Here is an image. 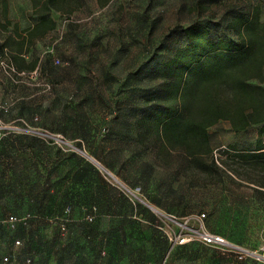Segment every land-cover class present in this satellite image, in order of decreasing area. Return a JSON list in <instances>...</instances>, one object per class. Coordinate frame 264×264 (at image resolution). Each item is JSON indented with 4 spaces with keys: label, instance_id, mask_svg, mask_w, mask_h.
<instances>
[{
    "label": "rangeland",
    "instance_id": "obj_1",
    "mask_svg": "<svg viewBox=\"0 0 264 264\" xmlns=\"http://www.w3.org/2000/svg\"><path fill=\"white\" fill-rule=\"evenodd\" d=\"M6 1L7 10L0 0V195L5 193L0 228H5L7 215L30 213L26 200L35 191L45 193L46 179L61 177L73 178L67 199L75 222L64 238L44 219L49 215L32 222L24 239L20 237L25 234L5 232L0 235V264L5 257L6 264H23L29 257L33 264H95L98 245L117 239L109 231L117 227L111 219L80 223L89 209L84 198L95 193L96 183L111 185L99 164L127 190L114 189L136 205L152 206L149 200L160 198L167 210L177 212L185 234L205 229L264 255V165L241 157L256 148L261 126L236 134L229 121L221 120L208 130L211 153L192 156L156 135V121L147 119V113L167 105V98L156 94L161 80L146 76V69L142 83L133 82L145 60L157 55L162 60L181 49L183 31L196 21L218 22L257 9L264 21V0ZM42 15L55 21L54 30L37 28ZM148 48L153 56L143 61ZM127 117L131 122H123ZM124 130L143 135L121 139ZM58 135L68 145L58 142ZM15 195L26 198L18 211L5 205ZM202 214L206 218L200 221ZM162 215L156 219L167 235L177 225ZM125 223L132 230L128 238L140 240L144 224L136 219ZM37 226L38 234L30 236ZM102 227L107 233H101ZM16 239L21 245H15ZM190 244L178 252L187 264L200 258L213 264H264L199 242Z\"/></svg>",
    "mask_w": 264,
    "mask_h": 264
},
{
    "label": "trees",
    "instance_id": "obj_2",
    "mask_svg": "<svg viewBox=\"0 0 264 264\" xmlns=\"http://www.w3.org/2000/svg\"><path fill=\"white\" fill-rule=\"evenodd\" d=\"M197 4H200V1ZM4 5L7 10L6 0ZM55 24V21L42 15L36 25L37 28L48 27L49 31H52L55 29ZM220 30L229 31L233 36H221L218 33ZM183 33L184 46L174 54H164L162 60L158 59L157 55L147 62L145 59L153 56L148 48L147 55L144 54L143 61H145L139 67L141 71L135 77L137 79L133 80V82L142 83L145 78L142 72L146 69L149 71L146 76L161 80L162 86L156 90V94L158 98L165 96L167 105L147 113V119H153L157 123L156 135L163 136L173 148L178 146L186 148L193 156L211 153L208 130L221 120L229 121L236 134L246 133L252 126L260 125L256 148L243 153L241 157L248 162L256 161L264 165V140L262 138L264 134V21L261 20L260 11L258 9L251 12L238 11L228 19L218 22L200 23L196 21ZM56 62L60 64L59 60ZM168 100L171 103L168 104ZM135 106L137 105L134 104L132 108ZM132 117H127L123 122H131ZM140 132L143 131L124 130L123 133H119L118 137L130 140V138H137L138 135L142 136ZM134 133L138 135L135 136ZM19 168L20 166L17 170ZM63 179L65 177H61L59 181ZM66 179L71 181L73 178ZM19 180L17 179L16 182L21 184L22 181ZM45 181L46 192L52 188L54 182L51 179ZM14 190H16L15 185ZM31 191L34 192V190ZM34 193L26 200L30 213L25 216L15 213L7 215L2 221L5 228H0V235L4 236L5 232H9L15 236H21L25 234L24 230L32 222L40 223L39 221L43 220L41 216L49 215L50 217L44 219L55 224L63 238L68 236L71 223L75 222L71 219L73 205L70 203L71 199H67L68 195H64V203L59 202L61 211L58 212L59 210H50V204L47 205V202L54 198L52 195L41 194L39 190ZM4 196L5 193L0 195V199ZM15 196L18 199L11 200V204L7 200L5 205L10 210L18 211L26 198L20 195ZM50 197L52 199H48ZM68 208L71 209L69 214L66 213ZM93 208H96L95 219L93 222H88L85 218L93 213ZM10 216L19 219L27 218L26 224L20 223L15 229H11L6 223ZM169 216L178 219L174 214ZM98 218V207L90 205L80 223L92 225ZM63 227L65 231L62 230ZM40 229V226L31 229L30 236L38 234ZM211 234L222 236L217 233ZM25 236L26 234L20 238L24 239ZM17 241L21 245L20 239L15 240V245ZM235 257L237 258L236 255ZM27 260L33 264L32 257L27 258L23 264H26Z\"/></svg>",
    "mask_w": 264,
    "mask_h": 264
},
{
    "label": "crops",
    "instance_id": "obj_3",
    "mask_svg": "<svg viewBox=\"0 0 264 264\" xmlns=\"http://www.w3.org/2000/svg\"><path fill=\"white\" fill-rule=\"evenodd\" d=\"M69 180L65 178L62 181H53L54 185L45 193L54 198L60 196L62 199L65 193L67 194ZM60 183L63 185L61 186ZM84 185L88 186L87 183ZM111 185L105 186L102 182L96 183L95 193L84 198V203L89 207L90 205L98 207L99 217L111 219L112 223H117V227L113 225L109 229L117 239L98 245L95 264H187L185 260L179 258L178 252L183 247L190 248L193 245L190 242L182 245L171 242L164 233L165 229L156 219L159 214L163 216L162 214L165 213L169 216L170 214L177 215V212L167 210V206L160 203V198L151 200L152 206H138L128 195L118 192ZM59 202L56 198L52 199L50 208L60 212ZM130 219H136L144 224L143 227H139V232L143 235H140L141 239L135 242L128 238L132 230L125 221H130ZM101 233H107V229L102 227ZM152 251L154 252L152 253ZM195 264L213 263L200 258L196 260Z\"/></svg>",
    "mask_w": 264,
    "mask_h": 264
},
{
    "label": "built area",
    "instance_id": "obj_4",
    "mask_svg": "<svg viewBox=\"0 0 264 264\" xmlns=\"http://www.w3.org/2000/svg\"><path fill=\"white\" fill-rule=\"evenodd\" d=\"M55 137L58 142L68 145V142H66L62 136L58 135ZM70 146L75 148L73 145H70ZM99 166L102 169L101 172H103L104 178L108 180L110 184H112L113 186H120L121 188L126 189V187L115 177V175H113L110 171H108L106 168H104L100 164ZM70 212H71V209L68 208L66 213L69 214ZM95 213H96V208H93V213L88 215L85 218V220L88 222H93V220L95 219ZM204 217L205 215H201L198 218L201 221ZM167 218L169 219L171 223L177 225L175 229L167 233L169 240L175 244L182 245V244H186L192 241L200 242V243H203L204 245L214 247L223 252L233 253L237 256L239 260H244L247 258H254L257 261L264 262V255L261 256L262 253L260 251H253L245 247L235 245L227 241L224 237L211 234L205 229H188V232L185 234L183 231L182 225L179 223V220L176 217L168 216ZM26 221H27V218L19 219L17 217L10 216L7 218L6 223L9 225L11 229H15L17 225L20 223L26 224ZM62 230L65 231V228L63 227ZM16 244L20 245V242L17 241ZM261 251H264V248L261 249ZM4 262L5 263L8 262V258H5ZM30 263L31 261L27 260L26 264H30Z\"/></svg>",
    "mask_w": 264,
    "mask_h": 264
}]
</instances>
